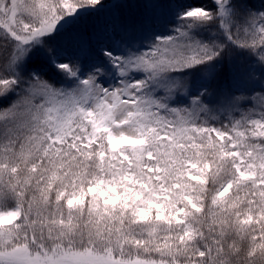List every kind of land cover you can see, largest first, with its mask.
Returning <instances> with one entry per match:
<instances>
[{"label": "snow or ice", "instance_id": "snow-or-ice-1", "mask_svg": "<svg viewBox=\"0 0 264 264\" xmlns=\"http://www.w3.org/2000/svg\"><path fill=\"white\" fill-rule=\"evenodd\" d=\"M0 264H264V0H0Z\"/></svg>", "mask_w": 264, "mask_h": 264}, {"label": "rangeland", "instance_id": "rangeland-1", "mask_svg": "<svg viewBox=\"0 0 264 264\" xmlns=\"http://www.w3.org/2000/svg\"><path fill=\"white\" fill-rule=\"evenodd\" d=\"M110 12H115V9H112L111 11L109 10H106L105 13L102 14V17H101V23L104 19L108 18L111 16V13ZM104 15V16H103ZM90 30V29H89Z\"/></svg>", "mask_w": 264, "mask_h": 264}, {"label": "trees", "instance_id": "trees-1", "mask_svg": "<svg viewBox=\"0 0 264 264\" xmlns=\"http://www.w3.org/2000/svg\"><path fill=\"white\" fill-rule=\"evenodd\" d=\"M108 4H115V3H122V2H128V0H106ZM118 11H121L119 9H116Z\"/></svg>", "mask_w": 264, "mask_h": 264}]
</instances>
